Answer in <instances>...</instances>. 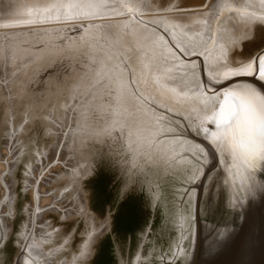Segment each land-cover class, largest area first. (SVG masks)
Listing matches in <instances>:
<instances>
[{
  "label": "water",
  "instance_id": "95a60500",
  "mask_svg": "<svg viewBox=\"0 0 264 264\" xmlns=\"http://www.w3.org/2000/svg\"><path fill=\"white\" fill-rule=\"evenodd\" d=\"M0 264H264V0H0Z\"/></svg>",
  "mask_w": 264,
  "mask_h": 264
},
{
  "label": "snow or ice",
  "instance_id": "6c2138e0",
  "mask_svg": "<svg viewBox=\"0 0 264 264\" xmlns=\"http://www.w3.org/2000/svg\"><path fill=\"white\" fill-rule=\"evenodd\" d=\"M238 119H240V120H247V115H246V113H244L243 111H242V115L240 116V117H238Z\"/></svg>",
  "mask_w": 264,
  "mask_h": 264
}]
</instances>
